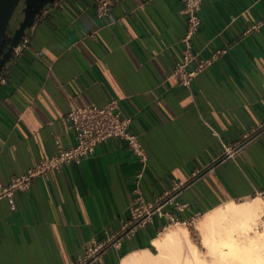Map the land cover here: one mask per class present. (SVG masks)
Returning a JSON list of instances; mask_svg holds the SVG:
<instances>
[{
    "label": "crops",
    "instance_id": "obj_1",
    "mask_svg": "<svg viewBox=\"0 0 264 264\" xmlns=\"http://www.w3.org/2000/svg\"><path fill=\"white\" fill-rule=\"evenodd\" d=\"M94 1L55 0L3 68L0 183L76 143L64 123L72 101L118 98L148 154L142 202L174 199L168 215L109 242L141 203L143 170L126 139L110 138L16 191L15 209L0 199V264H74L95 243L105 246L85 264H122L158 252L167 229L264 189V0H203L189 68L214 58L192 87L169 78L188 31L181 0H120L105 17Z\"/></svg>",
    "mask_w": 264,
    "mask_h": 264
},
{
    "label": "built area",
    "instance_id": "obj_2",
    "mask_svg": "<svg viewBox=\"0 0 264 264\" xmlns=\"http://www.w3.org/2000/svg\"><path fill=\"white\" fill-rule=\"evenodd\" d=\"M119 1L120 0H95L97 15L99 17L109 15L111 8ZM181 1L188 19V31L182 39L185 44L182 58L176 63L169 78H176L180 84L192 87L196 75L207 66L212 65L214 56L200 60L195 67L189 68V64L200 55V51L195 50L193 39L196 37L201 27L202 18L200 10L203 0ZM28 42L29 39L25 35L19 45L15 47L14 52H18L21 48L26 47ZM223 51L225 50H217L216 54ZM2 70L0 71V81L5 82V76L1 75ZM132 120L133 117L122 109L118 98L110 99L103 106L96 104L80 105L72 101L70 109L64 117V123L67 130L75 132L76 143L70 147L59 145V149L51 156L41 159L38 164L29 169L13 175L8 182L0 183V199L8 198L12 208L15 209V192L18 190H29L36 177L46 175L52 169H61L72 161L82 162L84 158L96 151L100 143L110 138H124L127 140L130 149L139 157L143 165V170L137 175L134 189L141 203L135 208L132 220L123 225V231L109 239V242L113 244H121L127 237L134 233L139 225L147 223L154 213L168 215V213L163 210V206L174 199V196H170L172 193H168L167 197L158 199L155 203L145 204L142 202L143 197L140 180L148 164V154L140 143L138 135L131 131ZM257 195H260L264 200V189L259 191ZM178 207L180 209L190 208L188 203H183L178 205ZM198 218L199 215H195L190 219L188 224L194 223ZM260 226L264 228V214L261 217ZM104 246L105 245H98L96 243L94 245H87L86 257H78L74 264H85L89 259L95 258Z\"/></svg>",
    "mask_w": 264,
    "mask_h": 264
},
{
    "label": "bare ground",
    "instance_id": "obj_3",
    "mask_svg": "<svg viewBox=\"0 0 264 264\" xmlns=\"http://www.w3.org/2000/svg\"><path fill=\"white\" fill-rule=\"evenodd\" d=\"M263 214L259 196L232 201L206 214L201 227L211 258L202 256L188 228L179 226L155 239L157 253L133 252L122 264H264V232L259 229Z\"/></svg>",
    "mask_w": 264,
    "mask_h": 264
},
{
    "label": "water",
    "instance_id": "obj_4",
    "mask_svg": "<svg viewBox=\"0 0 264 264\" xmlns=\"http://www.w3.org/2000/svg\"><path fill=\"white\" fill-rule=\"evenodd\" d=\"M55 0H0V71L22 41L27 29L33 27L37 18ZM22 3L21 13L13 17ZM9 39L7 40V37Z\"/></svg>",
    "mask_w": 264,
    "mask_h": 264
},
{
    "label": "rangeland",
    "instance_id": "obj_5",
    "mask_svg": "<svg viewBox=\"0 0 264 264\" xmlns=\"http://www.w3.org/2000/svg\"><path fill=\"white\" fill-rule=\"evenodd\" d=\"M21 7H22V3L19 5L14 17H13V21L17 19L19 13H21ZM256 196H259L262 200V202L264 203V200L262 199V197L260 195H255L253 197H256ZM252 197L248 198V199H251ZM248 199H245V200H248ZM245 200H237V202H242V201H245ZM203 216H200L194 223L192 224H188V225H178L176 227H172V228H178L179 226H184L186 228H188V230L190 231V237L192 239V241L198 246V249L200 250L201 252V255L204 256V257H210L208 255V249L207 247L203 244V237H204V232L205 230H203V228L201 227V220H202ZM259 229L264 232V228L261 227L259 225ZM169 229H167L168 231ZM166 231V232H167ZM165 232V233H166ZM163 236V235H162ZM154 252H157V251H154ZM211 258V257H210Z\"/></svg>",
    "mask_w": 264,
    "mask_h": 264
},
{
    "label": "trees",
    "instance_id": "obj_6",
    "mask_svg": "<svg viewBox=\"0 0 264 264\" xmlns=\"http://www.w3.org/2000/svg\"><path fill=\"white\" fill-rule=\"evenodd\" d=\"M9 39V36L7 37V40Z\"/></svg>",
    "mask_w": 264,
    "mask_h": 264
}]
</instances>
